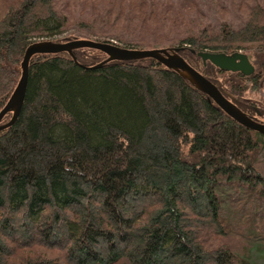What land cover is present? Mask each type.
Here are the masks:
<instances>
[{
	"label": "trees",
	"instance_id": "trees-1",
	"mask_svg": "<svg viewBox=\"0 0 264 264\" xmlns=\"http://www.w3.org/2000/svg\"><path fill=\"white\" fill-rule=\"evenodd\" d=\"M59 1L0 0V108L29 44L90 33L128 48L166 36L226 97L264 118L248 98L264 74L261 1L235 27L206 20L199 0H97L91 21L57 39L72 25ZM240 50L254 74L199 56ZM74 53L84 66L68 52L31 57L22 109L0 129V264H259L264 134L156 59L92 68L108 55Z\"/></svg>",
	"mask_w": 264,
	"mask_h": 264
},
{
	"label": "water",
	"instance_id": "water-1",
	"mask_svg": "<svg viewBox=\"0 0 264 264\" xmlns=\"http://www.w3.org/2000/svg\"><path fill=\"white\" fill-rule=\"evenodd\" d=\"M80 48L97 49L108 55L106 60L93 66L92 68L100 67L103 64L114 60H139L145 58L156 59L166 67L182 73L192 84H194L202 92L209 95L219 106H221L228 114L234 117L241 124L264 134V121L249 114L226 97L213 81L191 65L182 55L178 53L177 50L168 47L144 49L128 48L117 44L115 41H103L90 38H76L65 42L43 39L34 41L27 46L21 61V76L19 81L4 106L0 108V129L13 124L22 109L27 90L29 62L31 57L35 54H56L60 52H68L77 61L74 50ZM199 56L203 59L204 63L210 61L216 67L224 71L241 72L242 74L248 76L255 73L252 56L250 54H246L242 50L231 54L206 51L200 52ZM8 112L11 113L9 119L2 121L3 117Z\"/></svg>",
	"mask_w": 264,
	"mask_h": 264
},
{
	"label": "rangeland",
	"instance_id": "rangeland-1",
	"mask_svg": "<svg viewBox=\"0 0 264 264\" xmlns=\"http://www.w3.org/2000/svg\"><path fill=\"white\" fill-rule=\"evenodd\" d=\"M93 1L97 0H60L57 4L58 7H60L61 12H63L65 15L68 16L69 20L72 21L71 27L68 26V28L61 32L60 34L55 35L53 38H67L70 35H73L76 31V27L74 26L75 23L79 21H87L92 20L94 17V11L98 10L99 8H96L98 6L97 3H93ZM202 1V2H201ZM199 0L197 2L198 8L200 10H203V14L205 15V19L208 20H222L225 18H229L230 21L233 22V25L235 27H239L243 24L246 16V9L249 4H252L253 0ZM262 3H264V0H259ZM177 2V1H176ZM177 4V3H176ZM179 6V4H177ZM189 5V4H188ZM189 10V9H187ZM194 14V11L192 12ZM166 31V30H165ZM167 32V31H166ZM88 38L90 39H98V36L91 35L88 33ZM166 36L162 37L159 44L156 46H150L145 48H162V47H171L167 45ZM111 41H115L111 39ZM117 44H119L117 42ZM121 45V44H119ZM144 49V48H141ZM248 98L252 100V102L260 104L261 106H264V74H261V77H259V85L258 89L249 92ZM260 120L264 121V118L259 117ZM262 157L264 158V153L262 154ZM259 264H264V259L259 260Z\"/></svg>",
	"mask_w": 264,
	"mask_h": 264
}]
</instances>
